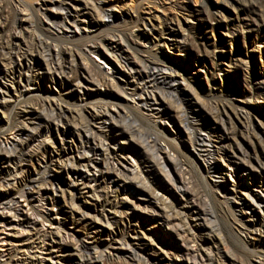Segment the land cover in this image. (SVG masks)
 I'll list each match as a JSON object with an SVG mask.
<instances>
[{"label": "bare ground", "instance_id": "6f19581e", "mask_svg": "<svg viewBox=\"0 0 264 264\" xmlns=\"http://www.w3.org/2000/svg\"><path fill=\"white\" fill-rule=\"evenodd\" d=\"M108 5L49 0L32 14L0 0V107L10 110L0 129V264H115L122 254L138 264L171 263L173 256L182 264H264V253L246 262L230 255L228 238L182 159L160 133L138 131L115 98L155 127L164 118L178 120L176 136L186 134L212 192L236 203L237 237L248 241L259 233L264 250V136L251 114L215 101L206 105L213 124L196 106L200 97L180 59L165 54L186 51L189 19L178 17L184 6L171 2L161 17L129 11L122 17L132 26L119 28ZM263 6L264 0L247 3L253 10ZM90 55L110 68L101 70ZM37 82L61 86L58 94L74 104L34 93ZM224 174L234 178L231 184L216 180ZM126 193L147 194L157 210L141 219L155 225L160 217L184 249L173 236H150L134 223L136 207ZM176 193L174 201L165 197ZM81 198L93 202L96 219ZM75 227L86 232L78 235Z\"/></svg>", "mask_w": 264, "mask_h": 264}, {"label": "rangeland", "instance_id": "374dc122", "mask_svg": "<svg viewBox=\"0 0 264 264\" xmlns=\"http://www.w3.org/2000/svg\"><path fill=\"white\" fill-rule=\"evenodd\" d=\"M4 1L18 4L19 8L25 9L24 12L33 14L34 10L38 8L42 1L49 0ZM93 1L97 6H100L101 2H109L108 7L112 9L114 13L113 20L116 21V25L119 28L132 26L128 20H124V15L129 11L144 16L156 15V17H161L163 15L162 10L169 9L171 2L177 6H184L185 8L178 14V17L181 20L184 18L189 19L188 31L186 30L183 33L188 37V42L185 45L186 51L182 53L173 48H169L165 51V54L168 57L180 59V61H177V65L185 70L187 77L191 81L192 88L198 93L197 96L200 97V104H196V106L202 110L206 121L208 120L210 123L217 124L207 109L208 104L220 100H229L238 110H247L251 114L257 129L264 136V82H261L264 79V8L258 9L254 7L253 10V8L247 7L248 0H245V3L239 0H162L161 2H156V0ZM97 58L95 55L88 57L89 61L101 70L105 71L106 68H110L105 63L99 64L96 61ZM48 85V82H37L33 91L37 94L50 96L52 99H58L64 105L74 104L75 100L73 98H67L68 95L65 93L58 94V91L61 92V86L50 84L47 87ZM101 89L104 90V87H101ZM184 90L186 95H191L187 87H184ZM35 98L37 97L33 96V99ZM63 99L64 101H62ZM115 99L118 100V108L123 109L127 112V115H130L131 123L135 122L138 131L142 134L146 132L154 134H157V132L160 133L159 139L162 144L169 146L172 149L171 153L178 155L182 159L184 166L189 169L192 178L196 184L200 185L204 192L203 197L212 211L221 233L228 238L229 244L226 248L230 252V255L240 262H246L257 256L254 253L263 254V237L259 233L254 236V239L249 238L248 241L245 240V234H239L237 237L231 213V208L236 203L228 204L223 197L215 191L212 192L208 185L210 180L206 178L203 170V164L192 153L186 134L182 133L176 136L177 129L182 130V126L178 120H167L164 118L162 124L158 123L155 127L131 111L123 98L116 97ZM179 104L176 103L174 106L180 107ZM9 115V109L0 107V129L6 126ZM56 142L59 143V139H56ZM244 143L246 144V148L251 150V144L247 141ZM1 145L3 148L6 147L4 143ZM121 146L126 147L127 145ZM135 146L137 147V145ZM138 148L140 147L138 146ZM34 165H30V169L33 171L35 169ZM217 179L221 183L231 184L234 178L231 175L224 174L220 175ZM67 182L68 180L64 176L62 179L64 188ZM56 195L61 201V193ZM145 195L141 196L135 193H126L125 195L131 202H134L136 207L135 213L131 217L134 223L142 226L144 232L148 235L151 234L150 236H154L158 231L173 236L174 243L184 249V244L180 240L175 239L176 236L172 232L171 227L169 228V225L163 223L160 217L157 216V219L154 220L155 223L158 221L155 225L141 219L147 217L146 213H144L145 211L152 212L154 209L157 210L156 207L147 203L149 197L147 194ZM165 197L170 200H175V197L179 196L176 193L174 195L168 194ZM240 197L243 198V195H240ZM81 200L82 206L91 213L90 218L98 215L96 209L91 205L93 203L91 200H88L89 202L85 198H81ZM253 215L259 217V211L254 212ZM70 228H74V226ZM74 230L78 235H83L86 232L84 228L79 227H75ZM8 233H10L9 229L5 231V234ZM106 238L104 235L101 237V240ZM148 238L146 236L144 242L149 243ZM158 242L161 243L160 239ZM159 247L153 246L158 252L160 250ZM1 248L0 244V250ZM173 248L169 244L166 246V249L172 252L171 254L174 253ZM151 252L146 251L145 253L153 257ZM123 255L120 258L115 256L113 262L115 264H138ZM226 263L230 264L228 261ZM166 264H182V262L180 258L173 256L172 262Z\"/></svg>", "mask_w": 264, "mask_h": 264}]
</instances>
